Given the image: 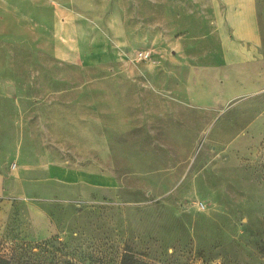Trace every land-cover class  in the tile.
<instances>
[{
	"label": "rangeland",
	"instance_id": "374dc122",
	"mask_svg": "<svg viewBox=\"0 0 264 264\" xmlns=\"http://www.w3.org/2000/svg\"><path fill=\"white\" fill-rule=\"evenodd\" d=\"M252 1L255 45L226 0H0V158L17 175L0 256L264 264Z\"/></svg>",
	"mask_w": 264,
	"mask_h": 264
},
{
	"label": "crops",
	"instance_id": "0c3cea01",
	"mask_svg": "<svg viewBox=\"0 0 264 264\" xmlns=\"http://www.w3.org/2000/svg\"><path fill=\"white\" fill-rule=\"evenodd\" d=\"M227 12L224 22L232 28L235 39L238 41H246L255 45L257 42V24L255 10L252 0H226ZM222 31L220 32V34ZM225 49L229 56L242 54L239 51V46L236 40L226 37ZM236 47V48H235ZM11 159L9 155L0 158V232H3L7 223V218L12 208V188L8 185L13 181V176L17 179V175L13 172ZM21 178V177H20ZM35 211L41 216L43 210L39 207H34Z\"/></svg>",
	"mask_w": 264,
	"mask_h": 264
},
{
	"label": "trees",
	"instance_id": "16d2710c",
	"mask_svg": "<svg viewBox=\"0 0 264 264\" xmlns=\"http://www.w3.org/2000/svg\"><path fill=\"white\" fill-rule=\"evenodd\" d=\"M0 264H13L10 258L0 256ZM148 264V263H145Z\"/></svg>",
	"mask_w": 264,
	"mask_h": 264
}]
</instances>
